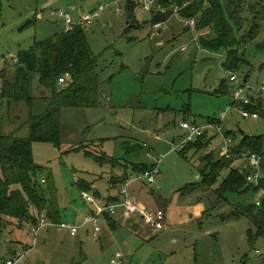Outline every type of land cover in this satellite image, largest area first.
Listing matches in <instances>:
<instances>
[{
  "label": "rangeland",
  "instance_id": "1",
  "mask_svg": "<svg viewBox=\"0 0 264 264\" xmlns=\"http://www.w3.org/2000/svg\"><path fill=\"white\" fill-rule=\"evenodd\" d=\"M114 1L0 0V92L2 71L16 64L20 51L68 31L66 15L75 26L85 15L103 10L85 25L102 81L100 103L94 109L64 108L60 145L34 142L33 159L44 169L37 178L41 188L49 197L54 189L61 219L76 225L86 222L93 209L84 200L82 187L91 188L88 193L96 202L105 203L110 194L120 191L110 188V180L121 179L122 166L127 164L132 170L133 165L152 166L160 160L156 184L147 185L148 192L153 191L155 196L163 194L170 201L177 192L184 193L191 186L193 189L179 197L172 209L173 221H167V229L152 239L132 231L126 221L113 233L103 224L98 242L90 225L79 231L77 238L69 235L67 240L58 238L53 228L46 237L45 229L27 264H112L118 255L125 258L120 264H264V236L251 242L250 232L256 235L255 228L247 218L235 219L232 215L236 203L251 204L254 198L264 197L235 193L227 196L229 202H219L216 191L228 170L212 188L203 184L207 167L203 158L212 155L215 161L221 159V140L199 155L188 152V159L181 155L182 149L172 152L171 147L173 141L180 142L184 133L181 125L187 121L201 128L222 121L224 131L235 142H241L242 132L248 137L264 136V114L257 120L245 119L244 109L234 106L238 86L230 81L233 73L223 67L226 51L214 54L199 47L194 34L185 31L177 17L157 29L150 23L151 15L139 7L134 23L127 4ZM118 9L122 10L120 14ZM259 22L260 36L249 45L245 64L234 73L246 84L244 98L254 95L251 91L264 82V19ZM8 75L12 81L10 70ZM32 83V96L38 99L32 113L41 115L46 111L49 91L41 87L37 76ZM224 83L228 93L218 91ZM252 103L264 113V93L252 97ZM30 117L26 103H10L0 95V136L30 138ZM137 185L131 186V192ZM139 198L147 208H155L146 194ZM200 206L205 208L204 217L191 219ZM133 218L144 225L139 216ZM10 221L0 233V264L13 258L10 246L19 245L15 242H30L27 227Z\"/></svg>",
  "mask_w": 264,
  "mask_h": 264
},
{
  "label": "trees",
  "instance_id": "2",
  "mask_svg": "<svg viewBox=\"0 0 264 264\" xmlns=\"http://www.w3.org/2000/svg\"><path fill=\"white\" fill-rule=\"evenodd\" d=\"M157 1L167 8L172 4L183 7L185 3H188V6L179 12L177 18L182 22L194 19L195 25L191 27L183 22L184 30L194 34L195 41L204 50L214 54L226 51L223 67L229 73L240 71L241 65L245 64L244 59L247 60L246 51L249 50V45L254 44L260 36L259 21L264 19L263 0ZM139 6L133 1H129L126 6L130 21L134 23L137 21L135 13ZM151 18L150 23L164 25L176 17L173 16L172 10H168L167 14L153 13ZM16 58L15 65L11 68L5 67L2 71L4 84L0 95L2 99L10 103L27 104L31 113L29 120L31 135L28 139L17 138L13 134L0 136V233L9 227L10 220L18 222L20 227L22 224L29 227L31 224H36L41 215H45L49 220L61 223L58 222L61 216L54 189L51 188L49 197L37 179L38 173L44 169L39 168L33 159V145L34 142L60 145L64 108L94 109L100 103L102 84L97 59L90 48L85 25H77L62 34L36 42L30 49L20 51ZM9 70L12 81L9 79ZM66 73L71 75V80H68L67 85L61 86L59 80ZM36 76L41 87L49 91L48 98H45L47 108L41 115L32 113L34 103L38 100L32 96V80ZM248 78L247 75L245 83ZM218 91L228 93L227 84H222ZM245 110L259 115L264 114L263 109L254 104L245 106ZM214 122L220 121H212ZM227 135L232 137L229 132ZM211 143L212 140H206L203 136L181 150V155L184 159H188V152L191 151L199 155L204 149L209 148ZM242 152L258 155L264 172V136L243 135L241 142H237L232 150L234 160L222 157L215 161L212 155L203 158L207 166L203 172V184L209 189L218 182L223 171H229L228 176L223 179L220 188L216 191L219 202H229L230 200L226 199L227 196L235 193L256 194L260 189L264 190V178L261 179L260 186L253 182L249 183L248 173L241 167H234L236 162L241 161L238 158ZM131 167L132 170L129 164L122 166L126 173L124 178L121 177V187L128 180L141 178L147 171L157 166L142 164ZM133 174L136 176L131 177ZM116 181L114 184H117L119 179ZM144 181L147 183V180L141 179L132 184ZM189 188L193 189V186ZM82 189L85 192L92 190L88 187H82ZM232 215L235 219L247 218L255 228L256 235L253 230L250 232L251 242L256 237L264 236V198L261 206H257L255 201L251 204L236 203Z\"/></svg>",
  "mask_w": 264,
  "mask_h": 264
},
{
  "label": "built area",
  "instance_id": "3",
  "mask_svg": "<svg viewBox=\"0 0 264 264\" xmlns=\"http://www.w3.org/2000/svg\"><path fill=\"white\" fill-rule=\"evenodd\" d=\"M129 1H133L137 4H139L140 8L150 14L153 15V13H161V14H167L168 10L173 11V16L178 17L179 12L184 9V7L188 6V3H185L183 7L172 4L168 8L160 4L157 0H115L114 3H126L128 4ZM103 10L100 11H93L89 15H85L82 17L81 21L77 23V25H86L92 23L93 20L98 18ZM122 12L121 9H118V13L120 14ZM69 29H72L74 26L73 20H71V17L69 15L65 16ZM185 25L194 27L195 20L194 19H188L183 21ZM163 27V24L159 23L156 24L157 29H161ZM185 50H187L185 48ZM185 50L183 52H185ZM17 60V58H16ZM231 83L234 82L238 86V90L235 93V101L234 106H237L238 108H243L244 112L243 118H253L255 120L259 119L258 113H250L245 110V106H248L252 103V97H260L264 93V82L262 87L252 90L254 95L249 96L248 98H244L243 95L246 93V85L239 82V77H237L236 74H232L230 76ZM71 75L69 73H66L63 75V77L59 80L61 86L68 83V80H70ZM210 124L206 127H199L197 124H191L189 122L184 123L182 125V128L187 134L181 139L182 142L173 148V151H177L178 149H183L188 146L190 143H195L200 138H203L205 136L206 140L211 141L212 143L216 141L217 139L221 140L220 144V154L222 157H225L226 159L234 160V156L231 154L232 150L235 148V145L237 142H235L234 138L227 135V132L224 131V126L222 121L216 123L209 122ZM211 136L209 137V135ZM212 143L210 144L209 148L212 146ZM240 157L238 158L242 162L246 163V166L244 167L246 169L247 175V181L253 182L256 185L260 186L261 179L263 178V168L261 167V158L253 153L248 152H242ZM159 167L154 168L151 171H147L143 177L141 178H135L128 180L127 183L122 185V190L120 193L121 201L118 203H107V204H99L96 202V200L88 193L83 192L84 199L86 202L92 206H95V210L92 213V215L88 218L86 222H84L82 225H76L71 222L67 223H56L53 220H49L45 215H41L38 222L36 224L30 225V235L33 236V244L32 246L26 248V250L22 251V253H18L15 256H13L12 259L8 260L6 264H22L24 261H26L27 256H29L33 250L37 247L38 244V235L40 232L45 228H57L61 231H68L70 235L73 237L78 236V233L80 230L83 229L86 225L92 226L93 234L95 237H97L102 232V226L104 223L107 222L108 218H112L118 211L119 208H123L126 211V215H138L140 218H142L147 225L156 231L163 230L166 226V214L163 210L159 209L158 211H153L149 208H147L145 205H142L138 200L132 195V192L130 190V185L134 182H137L141 179L147 180V184L150 186H153L157 182V177L159 175ZM262 195L264 197V190L260 189L256 196ZM255 203L257 206H261L262 200H259L257 198H254ZM124 258L123 255H118L117 258H115L112 261V264H120V261Z\"/></svg>",
  "mask_w": 264,
  "mask_h": 264
},
{
  "label": "crops",
  "instance_id": "4",
  "mask_svg": "<svg viewBox=\"0 0 264 264\" xmlns=\"http://www.w3.org/2000/svg\"><path fill=\"white\" fill-rule=\"evenodd\" d=\"M96 11V10H95ZM82 19V18H81ZM80 19V20H81ZM69 28V27H68ZM70 30V29H69ZM31 46H33V45H31ZM31 48V47H30ZM29 48V49H30ZM27 50V49H26ZM17 56V55H16ZM188 122V121H187ZM186 122V123H187ZM182 124V123H181ZM183 124H184V122H183ZM182 124V125H183ZM182 125H181V127H182ZM183 129V128H182ZM184 131V130H183ZM187 134V132H185L184 131V133H183V135L181 136V138H180V142L178 143V144H176L175 143V141H173V143L171 144V147H172V152H173V148L175 147V146H178L181 142H182V138L185 136ZM157 140H159V137H157ZM183 149H185V148H183ZM182 149V150H183ZM158 163H160V160H158L157 161V164L155 165V166H157V167H159V165H158ZM241 163V164H240ZM240 164V165H239ZM243 164V165H242ZM234 165H238V167L239 166H241V168L243 169V170H246L244 167L246 166V163L245 162H242V161H238V162H236ZM122 170V169H121ZM159 170H160V168H159ZM123 172H124V174L126 173L125 172V170H122ZM129 170H127V172H128ZM160 173H161V171H160ZM159 173V174H160ZM128 174H129V172H128ZM128 177V176H127ZM123 178H124V175H123ZM113 180H116V179H113ZM112 180V181H113ZM112 181L110 180V188L111 189H113V188H115V187H118V188H122L121 187V179H119V181H118V183L117 184H114V183H112ZM120 183V184H119ZM135 184H138L137 185V189L135 190V191H132V195L138 200V202H140L142 205H144V202H141V200H140V198H139V196L140 195H142L143 193L144 194H146L147 195V197L153 202V207H155V208H153V209H151V210H153V211H158L159 209H161V210H163V211H165V214H166V217H167V219H166V227L164 228V229H167V221H168V223H170V222H172L173 221V217H171V215H172V209L174 208V206L179 202V200H180V198L179 197H182V196H184L185 194H187V195H189V192H190V190L192 189H190V188H188L184 193H181V192H177V194H175V196H174V198L173 199H171L170 201L167 199V197L166 196H164L163 194L161 195V194H159L158 196H155L154 195V193H153V191H149L148 192V189H147V183H141V182H139V183H135ZM134 184V185H135ZM131 186H133V184L131 185ZM130 186V187H131ZM152 187V186H151ZM114 190V189H113ZM113 190L112 191H110V193H112L113 192ZM120 191H121V189H119ZM120 191L118 192V193H116V194H110V197H109V199L107 200V201H105V203H103V204H107V203H111V204H113V203H118V202H120L121 201V197H120V195H119V193H120ZM85 200V199H84ZM86 201V200H85ZM87 203V202H86ZM98 203V202H97ZM88 204V203H87ZM100 204V203H99ZM90 205V204H89ZM90 206H92V205H90ZM93 207V209H92V211H91V213L88 215L89 217L92 215V213L94 212V210H95V206H92ZM119 211L120 212H122V214L121 213H119ZM194 214L193 215H190L191 216V219H193L194 217L196 218V219H199V218H202V217H204L203 215H204V213H205V208L203 207V206H200V207H198L196 210H194V212H193ZM120 215L121 216V218H119V219H117L116 218V216L117 215ZM136 216H138V215H130V216H126V211L123 209V208H119L118 209V211H117V213L112 217V218H108V220H107V222L106 223H104V224H106V230H108V232H111V233H113V232H115V230H117V227L119 226V224L120 223H124V221H126V222H130V229H132V231H135V232H137V233H140L141 235L143 234L144 236V238H146V239H152V237L155 235V234H159V232L160 231H162V230H159V231H156V230H153V229H151L149 226H147L146 224H145V222H143L144 223V225L142 224V223H140L139 224V221L137 222L136 220H133L134 218L133 217H136ZM88 217V218H89ZM68 221V220H67ZM66 221V222H67ZM58 222H63V223H66L65 221H63L62 219H61V217H60V219H59V221ZM72 223V222H71ZM142 225H143V227L144 228H142ZM87 226V225H86ZM53 229H55L57 232V235H58V238H61L62 240L64 239V240H67V238L69 237V232L68 231H61V230H59V229H57V228H54V227H52ZM52 228H45L46 230H48V232L46 233V235H44V236H48L49 234H50V232H51V230H52ZM85 227H83V229H84ZM45 229H43V230H45ZM82 229V230H83ZM163 229V230H164ZM82 230H80V231H82ZM103 231V230H102ZM80 233V232H79ZM89 233V232H88ZM102 233V232H101ZM99 234L97 237H95V235L93 234V231H92V234H93V237L95 238V239H97V242L98 241H100V239H101V235L102 234ZM110 233V234H111ZM40 234H41V232H40ZM39 234V235H40ZM105 234V233H104ZM26 235L27 236H30V242H28V241H23V240H21V241H17V242H15V243H18L19 245H16L15 246V248L13 247V246H10L12 249L10 250L11 252H13L14 253V255L13 256H15L16 254H18V253H22V251H24V250H26V248H28V247H30V246H32V244H33V236H31L30 235V226L28 227L27 226V233H26ZM38 235V238H40V236ZM72 238H77L78 236H76V237H73L72 235H70ZM38 238H37V240H38ZM143 238V239H144ZM44 243H47V241L46 240H44ZM38 244H39V240H38ZM37 244V245H38ZM9 247V246H8ZM33 253V252H32ZM31 253V254H32ZM30 256V255H29ZM28 257V256H27ZM10 259H12V258H10ZM9 259V260H10ZM125 259V258H124ZM124 259H122V260H124ZM84 260L85 261H87V257H85L84 258ZM112 263V262H111ZM22 264H27V261H24Z\"/></svg>",
  "mask_w": 264,
  "mask_h": 264
},
{
  "label": "water",
  "instance_id": "5",
  "mask_svg": "<svg viewBox=\"0 0 264 264\" xmlns=\"http://www.w3.org/2000/svg\"><path fill=\"white\" fill-rule=\"evenodd\" d=\"M148 68H149V65L146 67V70L145 71H148ZM242 135H244V133L242 132ZM246 170H244L245 172Z\"/></svg>",
  "mask_w": 264,
  "mask_h": 264
}]
</instances>
